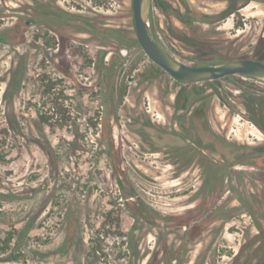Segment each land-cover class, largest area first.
<instances>
[{"label": "rangeland", "instance_id": "1", "mask_svg": "<svg viewBox=\"0 0 264 264\" xmlns=\"http://www.w3.org/2000/svg\"><path fill=\"white\" fill-rule=\"evenodd\" d=\"M186 6L222 12L216 52L194 50ZM152 22L189 64L225 49L264 60V0H154ZM263 104L264 84L240 75L189 88L174 80L139 46L132 0H0V227L28 246L25 264H126L139 203L166 214L203 203L183 256L233 264L249 229L264 230V153L239 146L264 145ZM206 118L218 138L205 130L207 160L189 162L171 146L196 142ZM120 188L134 196L123 206ZM148 227L143 252L156 247Z\"/></svg>", "mask_w": 264, "mask_h": 264}, {"label": "flooded vegetation", "instance_id": "2", "mask_svg": "<svg viewBox=\"0 0 264 264\" xmlns=\"http://www.w3.org/2000/svg\"><path fill=\"white\" fill-rule=\"evenodd\" d=\"M132 4H133V0H132ZM153 5H154V0H153V4H152V11H151V25H152V29L154 32V26H153V22H152ZM133 16H134V12H133ZM42 19L44 20L45 24H52V22L56 20L55 18L54 19L47 18L46 13H44V17H42ZM31 21H33V20H26V24H29ZM134 27H135V20H134ZM50 31H52V30H50ZM53 33H55V35H57L56 31H54ZM135 34H136V29H135ZM154 34L156 35L155 32H154ZM56 39H59V38L56 37ZM136 39L138 41L139 46L144 51L143 47L141 46V44L137 38V34H136ZM158 40L163 44V42L160 38H158ZM56 44H58V43H56ZM163 46L171 54H173L175 57H177L164 44H163ZM144 53L154 64H156L148 56V54L145 51H144ZM105 57H106V53L104 52L102 55V59H105ZM243 58H253V59L260 60L258 58L251 57V56L243 57ZM243 58H240V59H243ZM231 60H234V59H231ZM225 61H227V60H225ZM261 61L264 62V60H261ZM219 62H222V61H219ZM214 63H217V62H214ZM209 64H212V63H209ZM156 65L158 67H160L162 70H164L165 72H167L165 69H163L158 64H156ZM191 65H194V64H191ZM203 65H206V64H203ZM235 75H240V74H235ZM232 76H234V75H228V76H225V77H222L219 79L231 78ZM240 76L245 77L248 80L257 81V82L264 84V81L254 79L252 77L244 76V75H240ZM172 78L187 88H189L191 86H195V85L206 84V83H209L210 81L219 80V79H215V80H209V81H203V82H197V83H183V82L175 79L174 77H172ZM245 96L249 97V100L255 101V97H256L255 94L248 93ZM197 109L198 108H196L195 111ZM260 109L264 110V104H263V106L262 105L257 106L255 112H259ZM251 119L253 120L252 117H251ZM183 122H184V120H183ZM183 122L180 123L181 130H183V128L185 127V124H186ZM254 122H256V124L259 126V122L257 120L254 119ZM209 125H210V122H208V119L206 118L204 120L203 124H201V126H203V127L205 126V128H204L203 132L201 131L202 135L199 134L198 135L199 137L197 136L196 142H193L192 144L190 142H189L190 144L185 142L184 144L174 145V146H171L172 149L174 151L176 150V153L183 155V157L186 156L185 155L186 152L189 153V156H188L189 162L190 161L195 162V160L199 161V162L201 160H205V159L207 160V158H206L207 154L206 153L210 149H208V146L206 144L205 130H210V135L213 138V140L215 139V137L218 138L217 135L215 134V132H213L212 129L209 127ZM196 126L197 125L194 122H192V126L189 125V130H191V131L194 130V128H196ZM173 133L175 136H180L182 138V140L187 141L185 139L187 135L186 136H185V134L182 135V132H180L178 130H174ZM215 140H217V139H215ZM231 143L234 144L235 141H231ZM239 146L244 147L247 150L251 151V153H249V154H252V155H254V153L258 152V151L264 153V145L263 146L239 145ZM246 155L247 154H245V156ZM177 162L180 165V168H181V164L183 165L182 169H180L181 170L180 172L183 171L182 173L184 174L185 171L187 170V166H188V164H186L187 161H181V162L177 161ZM244 163H247V162H243L242 164H244ZM184 169H186V170H184ZM209 190H210L209 194H212V197H214L213 194L218 195V189L217 188L212 187ZM226 190H227V192L230 191L231 194H235L237 191V188L235 187V185L233 183H230L229 186L226 187ZM120 193L123 195V197L121 198L122 202H120L119 204L122 206L126 203V201H131L130 199H134L133 195H131L130 197L124 198V193H123V190L121 188H120ZM216 198L217 197L215 196V198L209 203L208 206L210 209L215 207V205L217 204ZM219 198H218V200H219ZM202 204L198 203L196 206H194L192 208H186L184 211H182L180 213H167L166 214V213H162L158 210H154L151 206H148L145 203H139L138 207L136 209H134V211H132L131 214H129V216L132 217L134 220L131 224V227L128 229V232L125 235V241L123 243L124 249H125V254L123 256V259L125 261L128 259L127 260L128 263L126 261V264H191V262H192L191 258L189 256L185 257V256H183V254L184 253L186 254V252L188 251L187 244H189V242L191 241V232H192V230H194L195 223H197L201 220L202 215L200 212H202V210H201ZM263 208H264V205H263ZM139 213H141V214H139ZM137 217H139V218H137ZM146 225L149 226L148 227L149 229L156 230L158 234L153 235V238H152L153 240H151L152 241L151 243H153V245L156 246L155 248H153L154 250L153 251L145 250L143 252L141 247H142V243H143V239H144V236H143L144 232L142 230H143L144 226H146ZM220 230H221V233H222V231H224V224H221ZM252 231H253V229H252ZM252 231H251V229H249V232H248V235L246 238V242L243 244L241 250H238V251L231 253V257H233V264H264V230H262V231L258 230L257 233L252 232ZM140 232H141V235H140ZM170 233L175 234L177 239L180 241L178 244L176 242H169V235L168 234H170ZM160 241H162L161 249H162L163 256L161 258H158L159 250H156V249H157ZM212 244H210V246L214 247V249L218 250V252H221V247L219 246L220 244L218 242L215 243V246ZM222 251H223V248H222ZM127 252H128V254H127ZM181 252H183V253H181ZM219 256H221V255H219ZM239 259H243V260H239Z\"/></svg>", "mask_w": 264, "mask_h": 264}, {"label": "water", "instance_id": "3", "mask_svg": "<svg viewBox=\"0 0 264 264\" xmlns=\"http://www.w3.org/2000/svg\"><path fill=\"white\" fill-rule=\"evenodd\" d=\"M153 0H133L137 38L148 56L172 77L183 83H197L240 74L264 81V62L253 58L191 65L171 54L158 40L151 25Z\"/></svg>", "mask_w": 264, "mask_h": 264}, {"label": "trees", "instance_id": "4", "mask_svg": "<svg viewBox=\"0 0 264 264\" xmlns=\"http://www.w3.org/2000/svg\"><path fill=\"white\" fill-rule=\"evenodd\" d=\"M183 13H187V15L191 17V23H189L188 25H190L194 33H196V35L200 37L197 39L201 41L200 44L202 46H196L194 47V50L201 51L202 53L201 49H204V52L207 51V49H211L212 53L216 52L218 50L217 47L220 45V40H216L215 35L220 34V30L217 29V25L218 20L222 15V12L203 14L201 13V17H197V11L194 8L186 6L183 10ZM154 32L156 33V36L160 38L155 26ZM203 34L205 36H208V38H201ZM163 44L171 52L174 53L172 48L167 46V44L165 43ZM227 53V49H225L223 52L220 53L209 54L210 56L208 57H206L205 55L198 56L197 58H193L194 65H203L219 61L242 58V56L239 55V52H229L228 54ZM4 233L6 234L5 236ZM15 234L16 229H14V231H4L3 228L0 227V264H25L27 263L29 257H31L29 254L30 249L25 243L14 241Z\"/></svg>", "mask_w": 264, "mask_h": 264}]
</instances>
